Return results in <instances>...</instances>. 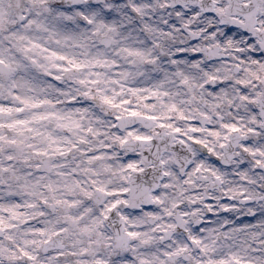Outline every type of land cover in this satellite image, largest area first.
<instances>
[{
	"label": "snow or ice",
	"instance_id": "snow-or-ice-1",
	"mask_svg": "<svg viewBox=\"0 0 264 264\" xmlns=\"http://www.w3.org/2000/svg\"><path fill=\"white\" fill-rule=\"evenodd\" d=\"M0 264H264V0H0Z\"/></svg>",
	"mask_w": 264,
	"mask_h": 264
}]
</instances>
